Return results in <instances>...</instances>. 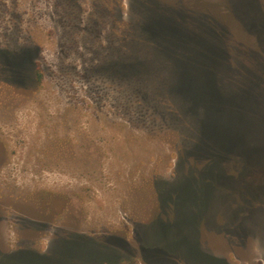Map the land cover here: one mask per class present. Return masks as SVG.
<instances>
[{
  "label": "rangeland",
  "instance_id": "374dc122",
  "mask_svg": "<svg viewBox=\"0 0 264 264\" xmlns=\"http://www.w3.org/2000/svg\"><path fill=\"white\" fill-rule=\"evenodd\" d=\"M176 10L218 21L220 64L142 29ZM242 11L264 0H0V48H30L0 69V264H264V39Z\"/></svg>",
  "mask_w": 264,
  "mask_h": 264
},
{
  "label": "trees",
  "instance_id": "16d2710c",
  "mask_svg": "<svg viewBox=\"0 0 264 264\" xmlns=\"http://www.w3.org/2000/svg\"><path fill=\"white\" fill-rule=\"evenodd\" d=\"M230 4L232 5V1H230ZM174 8L179 9L176 6H174ZM236 9L242 10L240 5ZM242 12L243 13L239 16V19L243 21V26L255 34L256 40H259V38L264 39V17L262 14L247 11ZM180 13L182 12H178L177 10L175 12H170L168 13V16L165 15L164 18H157L155 24H149L150 21H152L150 19V21H148V23H146L142 29L145 30V33L148 34L149 38H156V36L159 35L155 30L157 29L158 25H161L160 28L163 27L164 29H168L170 27V30H172L174 33L176 32L177 35V40H175L174 43H178V41H180L185 45L190 47L192 46L196 50L195 54L197 53L194 58L199 60L203 66L214 67L217 65V63L220 64L223 54L221 51L219 52V48L217 47L219 45L221 46V43L223 44L224 36L219 27L220 24L218 21L213 23L208 20V22H210L208 24L204 22L203 19H201L203 17H200V13L196 14L189 12V14H191V18L182 16ZM202 47L204 49H202ZM29 50L30 48L27 46H20L19 48H13L12 50H9V48H0V69L4 74H6L7 77L12 75V72L10 71V62L13 59L12 53H22L28 58L29 56L26 53H29ZM14 60L16 61V59ZM259 74L263 75L264 73L260 72Z\"/></svg>",
  "mask_w": 264,
  "mask_h": 264
},
{
  "label": "bare ground",
  "instance_id": "6f19581e",
  "mask_svg": "<svg viewBox=\"0 0 264 264\" xmlns=\"http://www.w3.org/2000/svg\"><path fill=\"white\" fill-rule=\"evenodd\" d=\"M12 66V65H11ZM21 86V85H20Z\"/></svg>",
  "mask_w": 264,
  "mask_h": 264
}]
</instances>
